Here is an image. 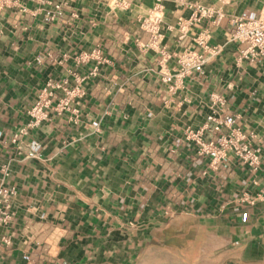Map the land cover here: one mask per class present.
Listing matches in <instances>:
<instances>
[{
    "label": "crops",
    "instance_id": "crops-1",
    "mask_svg": "<svg viewBox=\"0 0 264 264\" xmlns=\"http://www.w3.org/2000/svg\"><path fill=\"white\" fill-rule=\"evenodd\" d=\"M45 1L60 4L53 20L44 19L51 5L39 0H18L33 12L0 10V183L17 192L12 221L0 226V263L264 264V200L244 202L249 217H239L243 192L254 195L264 174L248 177L228 158L202 175L208 158L183 135L219 93L264 165V60L236 67L245 44L228 40L229 17L257 13L264 0H197L223 8L220 24L209 27V43L223 50L173 96L160 80V53L137 45L149 38L140 20L156 0ZM164 6L172 29L161 46L171 54L197 48L192 38L206 22L179 38L177 19L189 10ZM97 46L110 62L83 83L84 96L71 102L78 112H52L11 142L38 92L54 82L76 85L92 66L79 53ZM48 90L54 105L63 93ZM31 139L41 142L38 157L27 156Z\"/></svg>",
    "mask_w": 264,
    "mask_h": 264
},
{
    "label": "built area",
    "instance_id": "built-area-1",
    "mask_svg": "<svg viewBox=\"0 0 264 264\" xmlns=\"http://www.w3.org/2000/svg\"><path fill=\"white\" fill-rule=\"evenodd\" d=\"M41 3L51 5L46 8L44 13L45 20H53L60 12V4H51L49 1L39 0ZM126 0H115V4L122 5ZM169 1L177 5H183L189 13L186 16H180L176 22L178 37L183 38L190 30L193 24L201 23L203 20L206 25L201 27L193 36L195 49L184 48L180 52L173 54L166 52L161 46L164 37V29H172V26L164 20V2ZM222 4L230 0H219ZM19 7L22 11H31L18 0H0V10ZM222 7L202 4L197 0H156L150 7L144 17L140 20V27L149 32V38L145 42H137L141 50H156L161 57L157 60L159 66L158 73L160 80L167 85V94L173 96L178 89L182 88L185 80L190 81L195 73H202L207 56H215L223 50L220 45H211L209 27L220 24L225 17ZM231 28L228 33V40L238 44H245L235 53L234 64L241 67L244 63H254L264 60V4L257 13L241 12L238 15L229 17ZM101 47L97 46L89 51H82L78 55L80 63H91L92 66L83 76H76V85L69 87L63 83H49L47 87L42 88L36 101L26 113L28 121L26 125L12 136L11 142L17 140L19 135H27L29 129L34 128L49 121L52 112L60 115L64 112L77 113L78 110L71 106V102L82 98L85 94L83 83L89 78L96 77L99 74L100 67L109 63L107 56L102 55ZM175 59L172 67L167 65L169 59ZM91 61V62H90ZM48 87L60 89L62 96L52 105L51 90ZM211 105L210 112L205 116L203 122L197 127L186 125L183 130L184 138L195 148L198 156H206L207 166L201 174L205 175L208 170H216L218 164L225 159L233 158L241 162L247 169V176L256 175L261 172L264 174V165L260 159V151L251 143L252 133L247 134L236 124L235 115H229L223 112L222 105L225 98L219 93L210 94ZM70 120V117H69ZM91 126L98 131L99 121H91ZM41 142L38 139H31L29 143L28 157H38ZM253 183L255 181L253 180ZM16 189L12 185L0 183V226L8 225L14 216L12 211V199L16 195ZM264 200V186L250 195L244 191L239 202L240 221L245 222L249 217V212L243 206L246 202L253 205L256 201ZM8 242L7 240H4ZM23 259L29 256L24 254ZM1 264V263H0Z\"/></svg>",
    "mask_w": 264,
    "mask_h": 264
},
{
    "label": "rangeland",
    "instance_id": "rangeland-1",
    "mask_svg": "<svg viewBox=\"0 0 264 264\" xmlns=\"http://www.w3.org/2000/svg\"><path fill=\"white\" fill-rule=\"evenodd\" d=\"M111 2H112V4H115V0H112Z\"/></svg>",
    "mask_w": 264,
    "mask_h": 264
}]
</instances>
